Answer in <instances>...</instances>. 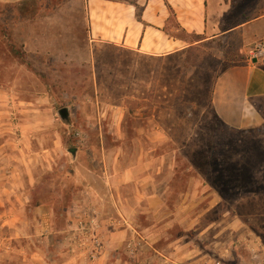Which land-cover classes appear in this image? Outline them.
Returning a JSON list of instances; mask_svg holds the SVG:
<instances>
[{
    "label": "rangeland",
    "instance_id": "rangeland-1",
    "mask_svg": "<svg viewBox=\"0 0 264 264\" xmlns=\"http://www.w3.org/2000/svg\"><path fill=\"white\" fill-rule=\"evenodd\" d=\"M55 3L62 0L0 3V181L24 186L25 196L42 205L0 206V264H264V125L227 127L212 118L210 102L218 74L257 57L264 38L249 44L234 35L177 61L151 63L105 46L90 51L79 8L70 19L57 12L52 32L41 31ZM233 3L228 25L264 13V0ZM122 101L131 108L124 114L116 107ZM160 105L171 141L138 143L136 124ZM65 107L67 118L60 114ZM220 143L227 175L214 159ZM138 146L167 156L156 176L164 204L129 222L117 213L128 233L101 240L96 252L98 232L86 237L75 226L96 213L79 207L84 174L72 151L138 154ZM124 193L133 199L135 191ZM31 231L38 232L33 240L25 236ZM175 239L184 243L180 257L166 249ZM147 241L176 263L164 262Z\"/></svg>",
    "mask_w": 264,
    "mask_h": 264
},
{
    "label": "crops",
    "instance_id": "crops-1",
    "mask_svg": "<svg viewBox=\"0 0 264 264\" xmlns=\"http://www.w3.org/2000/svg\"><path fill=\"white\" fill-rule=\"evenodd\" d=\"M20 1L24 0H0V3L16 4ZM233 7V0H62L56 7H50L52 13L41 20L40 27L41 31L52 32L57 12L70 19L71 15L76 14V8H79L87 24L85 46L90 51L105 46L117 53L126 52L139 56L146 62H172L183 58L189 49L200 48L212 41L224 42L234 35L242 36L249 44L264 38V13L253 19L228 25V16ZM172 12L175 13L177 23L171 21ZM167 28L178 35L170 34ZM148 91H151L150 87L147 93ZM210 102L213 111L227 127L252 130L263 126L264 62L260 58L255 62L252 58L242 64L225 67L214 82ZM116 107L118 113L120 111L123 114L126 109H131L122 103ZM153 108L152 115L143 123L134 125L137 142L140 144L149 141L164 144L172 139L171 125L160 116L165 107L160 105ZM117 123L124 125L123 119H119ZM138 148V154H72L77 162V170L84 174L80 182L85 192V201L79 207L95 211L92 220L98 224L96 232L100 243L101 240L108 243L109 239L128 233V230L126 232L119 227L123 223L117 213L129 222L131 216L143 212L142 209L159 210L164 204L156 176L165 167L167 156L150 154L154 151L153 148ZM6 172L11 173L12 170ZM128 187H133L135 191L133 199L124 193ZM25 194L24 186L11 187L0 181V206H8L7 201H10L13 208L30 206L39 210L42 205L33 203L32 196ZM5 195L9 197L5 198ZM12 195H15L14 200ZM86 214L88 213H84ZM35 219L38 223L37 215ZM81 219L75 221L78 233ZM36 233L38 232L31 231L25 236L33 240ZM147 244L150 250L164 256V262L176 263L152 242L147 241ZM183 244H180V239H175L166 249L180 257L179 251L184 249Z\"/></svg>",
    "mask_w": 264,
    "mask_h": 264
},
{
    "label": "built area",
    "instance_id": "built-area-1",
    "mask_svg": "<svg viewBox=\"0 0 264 264\" xmlns=\"http://www.w3.org/2000/svg\"><path fill=\"white\" fill-rule=\"evenodd\" d=\"M252 56H257L256 58L263 57L264 56V45H260L258 49L255 50V53L252 54ZM79 233L86 237L94 236L91 232L98 229V224L96 221L92 220V217H88L85 219H81V222L79 221ZM93 246L96 248V252L99 251V245L100 242L97 237L94 236L93 238Z\"/></svg>",
    "mask_w": 264,
    "mask_h": 264
},
{
    "label": "trees",
    "instance_id": "trees-1",
    "mask_svg": "<svg viewBox=\"0 0 264 264\" xmlns=\"http://www.w3.org/2000/svg\"><path fill=\"white\" fill-rule=\"evenodd\" d=\"M29 1H33V0H24V1H20V2H18V3H16L17 5H22V4H25V3H27V2H29ZM60 3H55V7L57 6V5H59ZM33 13H35V11L34 10H30V16L32 17L33 15ZM37 14V13H36ZM36 16V15H35ZM171 21L172 22H176V16H175V13L174 12H172V14H171ZM177 23V22H176ZM176 23L174 24V25H176ZM177 26V25H176ZM170 34H172V35H178V33H176V32H172L171 30H169V28H167L166 29ZM185 32L183 31L182 32V34H184ZM213 114V116H212V118H214V117H216V118H218V116L216 115V113L214 114V113H212ZM221 144H223V143H220L219 145H217V146H215L214 148H213V152L214 153H216V154H214V159L216 160V162L218 161V162H220V164H219V166L221 167V170L220 171H217V172H221L222 174H224V175H227V170L224 168V169H222V167H223V165L225 164L224 162V160L223 159H221L220 157H218L219 155L220 156H222L223 157V155H225V154H220V152H224V150H222L221 151V149H224V147H223V145L221 146ZM221 146V147H220ZM74 154H75V151L73 150L72 151ZM214 160V161H215Z\"/></svg>",
    "mask_w": 264,
    "mask_h": 264
},
{
    "label": "water",
    "instance_id": "water-1",
    "mask_svg": "<svg viewBox=\"0 0 264 264\" xmlns=\"http://www.w3.org/2000/svg\"><path fill=\"white\" fill-rule=\"evenodd\" d=\"M254 61L256 62V61H258V58H254ZM60 114H61V116L63 117V118H67L68 117V114H69V111H68V108H62L61 110H60Z\"/></svg>",
    "mask_w": 264,
    "mask_h": 264
}]
</instances>
